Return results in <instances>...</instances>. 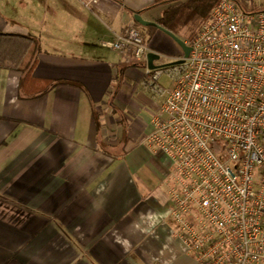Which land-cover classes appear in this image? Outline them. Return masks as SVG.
Instances as JSON below:
<instances>
[{
    "label": "crops",
    "instance_id": "obj_1",
    "mask_svg": "<svg viewBox=\"0 0 264 264\" xmlns=\"http://www.w3.org/2000/svg\"><path fill=\"white\" fill-rule=\"evenodd\" d=\"M88 1L0 0L13 57L0 66V264H200L163 217L171 168L144 142L162 104L148 67L109 44L185 0ZM173 41L157 29L148 44L171 46L170 63Z\"/></svg>",
    "mask_w": 264,
    "mask_h": 264
},
{
    "label": "built area",
    "instance_id": "obj_2",
    "mask_svg": "<svg viewBox=\"0 0 264 264\" xmlns=\"http://www.w3.org/2000/svg\"><path fill=\"white\" fill-rule=\"evenodd\" d=\"M100 0H89L96 5ZM181 65L143 80L162 98L144 142L170 163L164 218L200 264H264V5L219 0ZM147 66L142 28L109 43Z\"/></svg>",
    "mask_w": 264,
    "mask_h": 264
},
{
    "label": "rangeland",
    "instance_id": "obj_3",
    "mask_svg": "<svg viewBox=\"0 0 264 264\" xmlns=\"http://www.w3.org/2000/svg\"><path fill=\"white\" fill-rule=\"evenodd\" d=\"M237 1L242 4H245L247 7L254 5L255 7L259 8L262 5H264V0H237ZM178 11L180 12V17L175 26V29L177 30L179 35H176L175 33L174 34L184 41L186 40L189 41L196 35L199 28L210 17V14L212 12V10L210 9L208 5H205V6L190 5L187 7L180 8L178 9ZM145 37L147 38V34H145ZM167 47L166 49H168V52L165 51L164 53L160 54L161 56L160 59L156 61L157 65H164L168 63L166 61H167V58H169V54H171L172 47L169 45H167ZM167 69H170V68L159 69V70H163L162 71L163 75L159 79V83L165 88L170 87V85L172 84L171 78L167 74ZM146 71H147V68H146ZM148 78L149 77L145 75V79H148ZM144 89L146 90L145 93L148 96H150L152 100H154L159 105L161 104L162 98H160V96L155 94L149 87H144Z\"/></svg>",
    "mask_w": 264,
    "mask_h": 264
},
{
    "label": "trees",
    "instance_id": "obj_4",
    "mask_svg": "<svg viewBox=\"0 0 264 264\" xmlns=\"http://www.w3.org/2000/svg\"><path fill=\"white\" fill-rule=\"evenodd\" d=\"M219 2V0H185L181 3H179L178 5L172 7L171 9H169L167 12L164 13L163 17H161L158 20L159 25H161L162 27L166 28L167 30L177 34V30L175 29V26L179 20L180 17V12L178 11V9L183 8V7H187L190 5H208L210 7L211 10H213V8L217 5V3ZM147 31L149 32V39H147V42L150 41L151 37L154 35V32L157 30L156 27H147L146 28ZM1 37H5L8 38L9 40H17L20 39L21 36L19 35H1ZM31 40V39H29ZM30 44L28 43L27 46H29ZM37 43L35 41L34 43V51H36L37 49ZM5 49H2L0 52V66L2 65H8L10 63H7L6 60L13 62L11 59L9 58H13L12 56L9 57V54L5 55ZM14 64V63H13Z\"/></svg>",
    "mask_w": 264,
    "mask_h": 264
},
{
    "label": "water",
    "instance_id": "obj_5",
    "mask_svg": "<svg viewBox=\"0 0 264 264\" xmlns=\"http://www.w3.org/2000/svg\"><path fill=\"white\" fill-rule=\"evenodd\" d=\"M135 21L143 27H156L160 31L166 33L183 50V57L181 59H178L176 61L164 64V65H156L155 64V62L160 59L159 55H157L156 53H153V52L148 53V55H147V67L150 71H156V70L163 69V68H171V67L181 65L185 62V59L189 57V54L191 52V47L189 45H187V43L184 40L177 37L173 32L167 30L166 28L162 27L161 25H159L155 22L143 20L141 18V16L138 14L135 15Z\"/></svg>",
    "mask_w": 264,
    "mask_h": 264
}]
</instances>
